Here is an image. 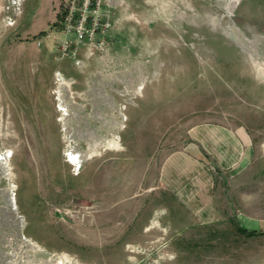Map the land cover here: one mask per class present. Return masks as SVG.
Wrapping results in <instances>:
<instances>
[{
    "label": "rangeland",
    "instance_id": "rangeland-1",
    "mask_svg": "<svg viewBox=\"0 0 264 264\" xmlns=\"http://www.w3.org/2000/svg\"><path fill=\"white\" fill-rule=\"evenodd\" d=\"M12 1L0 0V215L13 212L16 225L0 229L11 235L1 254L19 264H264V176L241 196L216 179L229 189L209 227L156 181L164 158L199 152L192 132L205 126L243 130L249 170L264 166V0H123L108 59L84 62L58 60L56 36L46 37L65 0L37 35ZM87 130L96 151L79 135ZM70 149L88 157L73 162Z\"/></svg>",
    "mask_w": 264,
    "mask_h": 264
},
{
    "label": "crops",
    "instance_id": "crops-1",
    "mask_svg": "<svg viewBox=\"0 0 264 264\" xmlns=\"http://www.w3.org/2000/svg\"><path fill=\"white\" fill-rule=\"evenodd\" d=\"M16 1L19 18L30 22L27 27H31V35L45 31L54 19L52 8L59 3L58 0ZM114 2L117 6L111 9V21L115 9L124 4L123 0ZM108 50L99 60L108 59ZM79 57L84 62L82 50ZM192 134L193 139L199 142V152H176L164 158L157 169L156 181L159 190L166 192L168 201L178 205L185 217L196 223L195 226L209 227L221 220L227 200L225 193L229 189L227 185L222 188L215 180L229 181L231 188L241 196L243 186L264 176V166L249 170L253 147L240 128L205 126ZM205 160L214 167L207 166Z\"/></svg>",
    "mask_w": 264,
    "mask_h": 264
},
{
    "label": "built area",
    "instance_id": "built-area-1",
    "mask_svg": "<svg viewBox=\"0 0 264 264\" xmlns=\"http://www.w3.org/2000/svg\"><path fill=\"white\" fill-rule=\"evenodd\" d=\"M114 0H65L50 35L56 36L58 60L78 62L79 51L85 59L101 56L107 49V34L113 26Z\"/></svg>",
    "mask_w": 264,
    "mask_h": 264
},
{
    "label": "bare ground",
    "instance_id": "bare-ground-1",
    "mask_svg": "<svg viewBox=\"0 0 264 264\" xmlns=\"http://www.w3.org/2000/svg\"><path fill=\"white\" fill-rule=\"evenodd\" d=\"M67 133H68V130H67ZM79 135H82V136L86 137L90 142H93V144H94L93 151H96V148L98 147L99 144L97 145L94 142L95 133L87 130L86 133L83 134L81 132V133H79ZM68 156L73 162H79L80 160L85 159L86 157H88V155L86 156L85 154H83V153H81L79 151H76L74 149L68 150ZM8 218L11 219L10 222L12 224V227L15 229L16 222H14V221H16V220L14 218V213L13 212H9V210H3L2 214L0 215V229H2L5 226V224H6L5 220H7ZM3 234H4V232H3ZM9 237H11V235L9 233H5V236L1 235L0 238H2L1 240H3V241H7ZM8 244L10 245V243H7V245ZM29 254H31V253H29ZM15 258H16L15 254L10 252V251L7 254L6 253L1 254V252H0V262L2 264H19V263H16Z\"/></svg>",
    "mask_w": 264,
    "mask_h": 264
},
{
    "label": "trees",
    "instance_id": "trees-1",
    "mask_svg": "<svg viewBox=\"0 0 264 264\" xmlns=\"http://www.w3.org/2000/svg\"><path fill=\"white\" fill-rule=\"evenodd\" d=\"M242 231V230H241ZM243 233H246V231H242ZM251 235H253V234H249V236H251Z\"/></svg>",
    "mask_w": 264,
    "mask_h": 264
}]
</instances>
